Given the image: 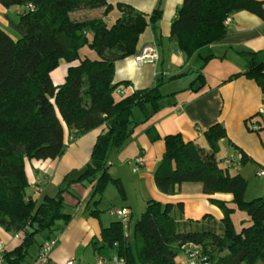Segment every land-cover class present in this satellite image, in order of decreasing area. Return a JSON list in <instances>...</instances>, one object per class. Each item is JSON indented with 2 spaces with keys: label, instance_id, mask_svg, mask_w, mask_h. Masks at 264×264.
Here are the masks:
<instances>
[{
  "label": "trees",
  "instance_id": "trees-1",
  "mask_svg": "<svg viewBox=\"0 0 264 264\" xmlns=\"http://www.w3.org/2000/svg\"><path fill=\"white\" fill-rule=\"evenodd\" d=\"M0 5L21 8L17 23L11 25L19 35L17 40L0 28V228L23 235L20 246L5 251L3 264H23L37 233H51L56 221L70 219L63 211L65 188L54 197H43L40 203L25 193V160L59 158L65 150L63 124L70 130V142L105 126L76 182L95 181L94 208L108 185L124 197L119 181L107 173L108 154L120 149L131 135L136 125L134 112L140 114L141 122L147 121L157 113L164 96L159 83L117 96L115 91L124 82H114V66L136 54L146 28L151 27L155 40L160 41L161 10L145 14L108 0H0ZM101 9L100 17L80 18L81 12ZM113 10L117 16L108 22ZM241 11L264 21L262 1L182 0L167 41L187 59L200 55L203 66L211 55L202 52L226 36L225 20ZM84 47L98 59H81L79 52ZM244 56L243 75L264 94V50ZM60 62L78 64L68 67L63 84L54 86L50 73ZM201 78L198 74L192 84ZM248 122L249 132L264 131L263 115L257 113ZM224 137L221 125L211 126L204 133L207 151L185 143L179 134L164 137L165 152L153 176L156 188L165 195L174 194L175 187L182 184L199 185L207 196L231 195L229 203L209 200L221 211V220L205 215L199 221H184L181 204L149 200L130 230H124L118 221L101 229L100 242L92 244L98 255L115 257L119 264H175L182 246L194 244L208 264H264V195L246 201V180L229 176L228 168L219 166L216 154ZM235 211L248 217V225L238 232L231 221ZM89 213L97 217L99 212ZM33 224L37 230L28 233Z\"/></svg>",
  "mask_w": 264,
  "mask_h": 264
},
{
  "label": "crops",
  "instance_id": "crops-1",
  "mask_svg": "<svg viewBox=\"0 0 264 264\" xmlns=\"http://www.w3.org/2000/svg\"><path fill=\"white\" fill-rule=\"evenodd\" d=\"M181 2L108 0L109 4H127L145 14H151L155 9L161 10L158 22L160 41L155 40L151 27H148L139 37L136 54L115 62L114 82H124L115 94L120 96L118 91H122L125 95L159 83V91L164 97L158 103L157 113L147 121L141 122L140 114L134 112L136 125L131 135L120 149L111 150L108 154L107 173L119 181L123 198L115 186L108 185L94 208L92 203L96 197L92 195L95 181L76 182L89 163L93 145L97 136L104 131V125L70 142V130L63 124L65 150L59 158L25 160L24 171L28 183L26 196L40 203L43 197H54L59 189L65 188L66 191L61 195L63 211L70 215V219L56 221L51 233H37L35 237H41V241L32 256L27 252L23 264H38L36 259L40 246L48 239H55L57 243L45 264H64L68 259H73L74 264H119L100 257L92 244L100 242L102 228L112 222H119L117 217L109 213L111 209L128 210L130 230L149 200L162 205L181 204L184 221H199L205 215L221 220V211L209 200L229 203L231 195L207 196L195 184L176 186L172 195L162 194L156 188L153 176L165 152L164 137L168 135L179 134L185 143L191 142L207 151L209 148L204 133L211 126L219 124L225 133L216 154L219 166L224 168V160L233 157L232 166L226 171L229 176H241L246 180L247 187L248 180L254 181L259 177L257 173L264 171V131L249 132L247 128L248 121L264 107V94L254 81L243 75L247 61L244 53L264 50V21L244 11L232 14L225 22L226 36L202 52L204 56L211 57L201 66L203 59L200 55L194 54L187 59L167 41L171 20ZM102 12L103 9L81 12L80 18H97ZM20 14L21 8L16 12L17 17ZM116 16L113 10L107 21L112 22ZM152 46L155 47L158 60L136 65L135 56L145 47ZM77 64L60 62L50 73L52 84H63L68 67ZM198 74L202 76L201 82L192 84ZM239 155L241 159L243 157V163L238 161ZM137 159L141 160L142 165H137ZM94 209L99 212L97 217L89 213ZM22 240L21 233L12 235L0 228V242L6 252L20 246ZM179 255L183 257L182 264H186L183 253Z\"/></svg>",
  "mask_w": 264,
  "mask_h": 264
},
{
  "label": "built area",
  "instance_id": "built-area-1",
  "mask_svg": "<svg viewBox=\"0 0 264 264\" xmlns=\"http://www.w3.org/2000/svg\"><path fill=\"white\" fill-rule=\"evenodd\" d=\"M228 22V19L225 20ZM135 63L136 65H141L144 61L153 62L158 60V56L155 52V47H145L135 56ZM119 95H123L122 91H118ZM259 114L264 116V107L260 108L258 111ZM253 130H256V127H253ZM233 157H229L224 160V165L226 168H230L232 166ZM238 161L241 160V156H237ZM137 165H142L140 159L136 160ZM136 170V169H134ZM259 177L264 176V171H260L257 173ZM111 215H114L118 218L119 222L121 223L124 230L128 228L129 225V212L124 208H114L109 211ZM57 241L55 239H48L42 243L39 249V253L37 256V263L38 264H45L49 258L50 252L56 246ZM5 247L0 242V264H3V255L5 253ZM181 252L185 256V263L186 264H208L206 258L202 255L201 249L199 246L194 244H186L182 246ZM114 262L120 263L115 257L112 258ZM64 264H74L73 259H68Z\"/></svg>",
  "mask_w": 264,
  "mask_h": 264
},
{
  "label": "rangeland",
  "instance_id": "rangeland-1",
  "mask_svg": "<svg viewBox=\"0 0 264 264\" xmlns=\"http://www.w3.org/2000/svg\"><path fill=\"white\" fill-rule=\"evenodd\" d=\"M20 8L18 6H11L9 8H4L0 5V28L3 29L7 35L12 40H17L19 38V35L11 28L12 24L17 23L18 17L16 15V12ZM4 14V15H2ZM6 15V16H5ZM76 18L78 16H75ZM79 57L82 58H88L90 60H97L98 56L97 54L90 50L88 47H84L79 52ZM115 96V95H114ZM116 97V96H115ZM254 177V176H253ZM255 178V177H254ZM264 178L263 177H257L254 179V181L248 180V187L245 195V200L250 201L251 199L255 197H261L264 195ZM231 221L234 227L235 231H239L242 227H245L248 225V217L247 215L242 211H235L231 215ZM41 241V237L36 236L34 244L29 248L28 255L32 256L34 253V249L36 248L37 244ZM183 257L181 255H178L175 258V264H182ZM261 264V263H257Z\"/></svg>",
  "mask_w": 264,
  "mask_h": 264
},
{
  "label": "water",
  "instance_id": "water-1",
  "mask_svg": "<svg viewBox=\"0 0 264 264\" xmlns=\"http://www.w3.org/2000/svg\"><path fill=\"white\" fill-rule=\"evenodd\" d=\"M37 230V224H33L30 228H28V233H33Z\"/></svg>",
  "mask_w": 264,
  "mask_h": 264
}]
</instances>
